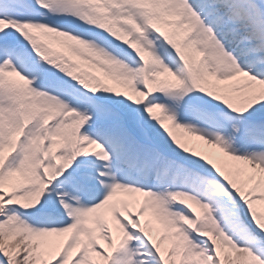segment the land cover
Wrapping results in <instances>:
<instances>
[{
    "label": "snow or ice",
    "instance_id": "1",
    "mask_svg": "<svg viewBox=\"0 0 264 264\" xmlns=\"http://www.w3.org/2000/svg\"><path fill=\"white\" fill-rule=\"evenodd\" d=\"M0 264H264V0H0Z\"/></svg>",
    "mask_w": 264,
    "mask_h": 264
}]
</instances>
